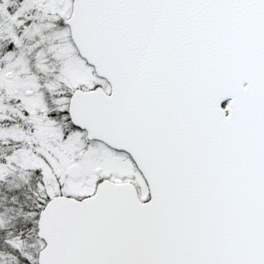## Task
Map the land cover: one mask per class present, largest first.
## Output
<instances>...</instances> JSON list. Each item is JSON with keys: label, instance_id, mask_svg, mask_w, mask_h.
<instances>
[{"label": "snow or ice", "instance_id": "1", "mask_svg": "<svg viewBox=\"0 0 264 264\" xmlns=\"http://www.w3.org/2000/svg\"><path fill=\"white\" fill-rule=\"evenodd\" d=\"M0 264H264V0H0Z\"/></svg>", "mask_w": 264, "mask_h": 264}]
</instances>
